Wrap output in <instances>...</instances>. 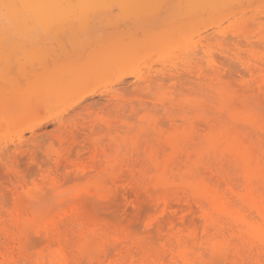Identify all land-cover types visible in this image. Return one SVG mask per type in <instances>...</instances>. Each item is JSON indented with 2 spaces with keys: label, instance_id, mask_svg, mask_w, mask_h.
<instances>
[{
  "label": "rangeland",
  "instance_id": "374dc122",
  "mask_svg": "<svg viewBox=\"0 0 264 264\" xmlns=\"http://www.w3.org/2000/svg\"><path fill=\"white\" fill-rule=\"evenodd\" d=\"M4 4L13 7H0V264L163 250L174 235L148 230L167 203L188 214L187 172L200 167L229 197L244 190L217 142L236 137L264 162V134L248 120L264 125V0ZM48 228L60 234L51 245ZM239 250L222 264H264L263 245Z\"/></svg>",
  "mask_w": 264,
  "mask_h": 264
},
{
  "label": "bare ground",
  "instance_id": "6f19581e",
  "mask_svg": "<svg viewBox=\"0 0 264 264\" xmlns=\"http://www.w3.org/2000/svg\"><path fill=\"white\" fill-rule=\"evenodd\" d=\"M15 3L17 2L15 1ZM65 7L63 8V10L65 9ZM22 14L24 15V13ZM248 120L251 121L252 125L255 128H258L264 134V125L259 124L255 117L250 116ZM205 129L203 131H205ZM243 138L244 137H242L241 139ZM224 146H228V150L232 152L239 167L241 168V172L245 180L244 190L239 191L233 188H228L231 192V196L229 197L226 193L220 192V189L218 187L207 183L206 180L202 178V173L204 172L202 169L200 170V167L195 172H187L180 179L182 182L181 186L183 187V189L189 190L193 194H191L190 197H185L183 199L181 198L180 201L185 205L182 208L183 210H181L184 211V213L187 212L188 214L180 216L179 212L181 213V211H176V209H174L171 204L167 203L164 209V213L167 214L165 218L160 219L157 223L155 222V228L148 230L151 233V230L155 229L161 234L168 231V234L170 236L174 235L173 238L175 240L169 241L165 245V249L157 250L156 252L151 251L150 249H145L143 246H140L138 248L135 247L136 249H133L134 247L126 248V251L124 253H120L118 257H113V255H111V257L113 258H109L106 262L101 264H213V262H216L220 259L222 260V262H219L218 264H222L223 261L225 263H231V261L235 257L234 254L240 256L241 250H239V246L241 245L249 249L257 248L261 245L264 246V186L259 187L260 183L264 182V162L252 149L253 147L247 146L244 141H241L236 137H225L221 139L219 142H217L215 149L218 152ZM192 155L188 158L182 157V159H186L181 160L180 162L184 163L185 167H187L192 163L191 158L194 157H192ZM177 164H179V162ZM163 165H165V163ZM206 173L207 172H205L204 174ZM207 175L209 174L207 173ZM219 178H221V176H219ZM218 181L221 180L219 179ZM222 183H220V185ZM65 206L67 207V205ZM179 206V208L182 207L181 204ZM63 208L65 209V207ZM175 208L177 207L175 206ZM190 217H193V219L194 217H198L200 223H198L199 220L198 222H196L195 219V221L190 220ZM199 224L203 227L202 232H200L199 230L201 228L196 230V227ZM191 226L192 229L195 228V230L187 238L183 239L182 234L191 231ZM51 229L52 228H48V231H46L49 237V241L51 240L50 245L51 242H53L52 240L60 239V234L52 231L54 230V228L52 230ZM153 233L155 234L156 232H152V234ZM144 234L146 233L144 232ZM43 235H45V232L43 233ZM47 238H45V241ZM87 238V236L85 237L84 235H82V239H80L81 246H84L89 242ZM95 238L98 240L102 239V233H96ZM148 238H150V236ZM154 238H152V242L154 241ZM19 240V242L22 241L21 239ZM157 240L155 238V241ZM23 242L24 240L21 243ZM155 245L157 244L155 243ZM52 246H56V243ZM121 246L122 244H118L115 246V249L117 251L121 250ZM106 250L109 251V247L108 249L106 247L105 251ZM111 251H113V249L110 250V252ZM61 259L62 260L60 264H68L66 255H62Z\"/></svg>",
  "mask_w": 264,
  "mask_h": 264
},
{
  "label": "snow or ice",
  "instance_id": "6c2138e0",
  "mask_svg": "<svg viewBox=\"0 0 264 264\" xmlns=\"http://www.w3.org/2000/svg\"><path fill=\"white\" fill-rule=\"evenodd\" d=\"M0 6H2L4 8H11V7H13V5H11V4H4V5H0ZM213 264H216V262H213Z\"/></svg>",
  "mask_w": 264,
  "mask_h": 264
}]
</instances>
